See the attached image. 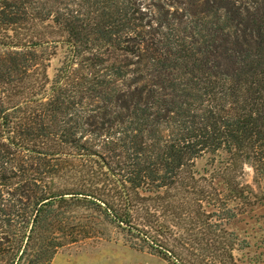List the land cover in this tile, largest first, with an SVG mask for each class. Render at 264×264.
<instances>
[{"label":"trees","instance_id":"obj_1","mask_svg":"<svg viewBox=\"0 0 264 264\" xmlns=\"http://www.w3.org/2000/svg\"><path fill=\"white\" fill-rule=\"evenodd\" d=\"M263 200L264 0H0V264L108 225L238 264L227 226Z\"/></svg>","mask_w":264,"mask_h":264},{"label":"rangeland","instance_id":"obj_2","mask_svg":"<svg viewBox=\"0 0 264 264\" xmlns=\"http://www.w3.org/2000/svg\"><path fill=\"white\" fill-rule=\"evenodd\" d=\"M60 56L51 62L48 70L52 74L58 66ZM207 157L197 161L199 171L208 170ZM253 173L245 169L244 180L253 183ZM254 184V183H253ZM97 238L87 239L60 249L51 264H169L157 255L146 250L139 251L129 246L128 236L115 226H99ZM227 229L233 232L239 241L234 254L238 264H264V200L247 209L229 222Z\"/></svg>","mask_w":264,"mask_h":264}]
</instances>
